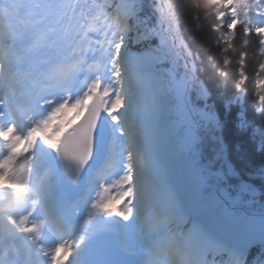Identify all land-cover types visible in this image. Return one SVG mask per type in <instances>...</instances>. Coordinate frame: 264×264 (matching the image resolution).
Listing matches in <instances>:
<instances>
[{
    "label": "trees",
    "instance_id": "1",
    "mask_svg": "<svg viewBox=\"0 0 264 264\" xmlns=\"http://www.w3.org/2000/svg\"><path fill=\"white\" fill-rule=\"evenodd\" d=\"M123 1L141 15L143 33L147 32L144 26L150 24L158 38L161 36L166 41L169 39L160 32L164 26L161 9L164 5L167 7L169 30L177 37L182 53L166 42L162 58L180 80L190 78L191 65L198 77L191 97L196 116L205 114L209 127L206 135H202L204 148L200 154L208 157L209 163H216V171L219 167H223L224 172L232 170L231 174L224 175L225 194L232 196L237 182L247 183L250 190L242 198V204L253 212L264 214V54L260 51L261 37L247 35L243 24L234 26L231 33L227 11L223 9L224 14H216L217 7L207 0ZM132 49L133 63L143 84L158 81L156 63L151 59L156 54L152 50H142L140 45L134 44ZM164 102L167 100L162 97H148L145 103L151 109L148 144L160 165L166 164L164 133L157 125L166 118ZM196 247L206 262L222 264L225 254L212 253L218 249L217 244H197ZM238 263L239 260L235 264ZM244 264H264V255L253 251L244 258Z\"/></svg>",
    "mask_w": 264,
    "mask_h": 264
},
{
    "label": "rangeland",
    "instance_id": "2",
    "mask_svg": "<svg viewBox=\"0 0 264 264\" xmlns=\"http://www.w3.org/2000/svg\"><path fill=\"white\" fill-rule=\"evenodd\" d=\"M211 1H213V0H211ZM120 21H121L120 23L123 22L122 19H120ZM123 86H124L123 88H125V90H127L128 93L131 92V88H129L128 82L126 80L123 82ZM127 102H128V100L126 101V103ZM168 136L169 137L172 136V138H173V134L172 133L168 134ZM173 139H174V143L175 144H177L178 142L181 141L180 138H178L177 136H175V138H173ZM5 186H7V185L6 184H3L0 181V187H5ZM152 190H154L153 187L148 188V192H147V196L148 197H144V198L142 197L141 198V201L143 202L142 204L147 203V202H150V203L153 202L152 198H153V194H154L153 192L154 191H152ZM137 192L140 193V191H138V190H137ZM143 209H145V207ZM143 209H141V211ZM132 212H133V208H132ZM10 220H11L10 217H8L6 215L3 216V215L0 214V244H2V245L7 244L6 243L7 242V238H6L7 237V232H10L11 231V235H14L15 234L14 237L16 239V242L14 244H20V234L23 235V227H21V226L12 227V226H10L9 225ZM127 223H128L127 224V227L130 230L129 220H128ZM155 226H156V229H158V222L155 224ZM12 231H16V233H13ZM146 233L147 234L150 233V229H148L146 231ZM191 264H199V262H198V260L196 258H192L191 259Z\"/></svg>",
    "mask_w": 264,
    "mask_h": 264
},
{
    "label": "bare ground",
    "instance_id": "3",
    "mask_svg": "<svg viewBox=\"0 0 264 264\" xmlns=\"http://www.w3.org/2000/svg\"><path fill=\"white\" fill-rule=\"evenodd\" d=\"M3 168H4V165L1 164L0 165V176H1L0 177V181L2 183H4V184L16 185V183L18 181L17 176L16 175H13V176L6 175L5 172L3 173ZM19 203H21V201H19ZM17 205H16V207H18ZM12 219L13 220H16L18 222L21 219L22 225H24L25 229L29 230V228H30V223L29 222L31 220H29L28 218H26L24 216V214H22V215H16V216L12 217ZM27 223H29V224H27ZM32 233H34V230H32Z\"/></svg>",
    "mask_w": 264,
    "mask_h": 264
},
{
    "label": "snow or ice",
    "instance_id": "4",
    "mask_svg": "<svg viewBox=\"0 0 264 264\" xmlns=\"http://www.w3.org/2000/svg\"><path fill=\"white\" fill-rule=\"evenodd\" d=\"M118 103H119V101H118ZM262 135H264V133H262ZM131 178L129 177V180H130ZM122 215V214H121ZM125 219H127V217H125Z\"/></svg>",
    "mask_w": 264,
    "mask_h": 264
}]
</instances>
